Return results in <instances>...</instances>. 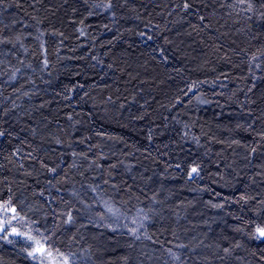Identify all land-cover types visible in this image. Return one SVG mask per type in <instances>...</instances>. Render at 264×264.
<instances>
[{
	"label": "trees",
	"instance_id": "1",
	"mask_svg": "<svg viewBox=\"0 0 264 264\" xmlns=\"http://www.w3.org/2000/svg\"><path fill=\"white\" fill-rule=\"evenodd\" d=\"M0 41L15 229L71 264H264V0H0Z\"/></svg>",
	"mask_w": 264,
	"mask_h": 264
},
{
	"label": "snow or ice",
	"instance_id": "2",
	"mask_svg": "<svg viewBox=\"0 0 264 264\" xmlns=\"http://www.w3.org/2000/svg\"><path fill=\"white\" fill-rule=\"evenodd\" d=\"M243 2L244 0H241V3ZM189 7L190 5L187 2H185L184 8L188 9ZM0 42H3V41H0ZM191 173H197V167H192ZM190 178H191V174H190ZM0 209H2L5 213L11 211L13 213V218L14 219L18 218L16 214V209L14 207H10L9 203L0 205ZM5 222L7 224L11 223L10 220H7V217H5L4 221H0V232L5 233L3 238L7 239V236L9 235V233L6 232V229L3 226ZM71 222H72V216H71V213H69L68 219L65 221V223H71ZM10 234L20 236L26 241V248L30 249L27 251V256L30 257L33 261H36L37 264H45V260H47V264H71V258L64 256L58 251H57V255L59 256V260L54 258L53 251H52L54 245L47 244V240L49 238L44 237L43 234H40L41 239H36L30 233L19 232L15 228L12 229V232ZM132 234L135 235V230H132ZM252 238L258 239V240H264V227H261L258 225L255 229V234L253 235ZM46 244H47V247H45ZM224 251L226 255L229 253L228 249H225Z\"/></svg>",
	"mask_w": 264,
	"mask_h": 264
},
{
	"label": "rangeland",
	"instance_id": "3",
	"mask_svg": "<svg viewBox=\"0 0 264 264\" xmlns=\"http://www.w3.org/2000/svg\"><path fill=\"white\" fill-rule=\"evenodd\" d=\"M5 217H7V220H10L11 223L10 224H7L6 222L4 223V227L6 229V232L9 233V235L7 236V239L3 238L5 233L3 232H0V239H2L3 241H10L11 238H12V241L13 239H17V238H22L20 236H16V235H12L10 234L12 232V229L15 228L14 226V218H13V213L11 211L5 213L2 209H0V221H4L5 220ZM18 231V229H16ZM20 232V231H19ZM23 239V238H22ZM11 241V242H12ZM25 241V240H24ZM26 243V242H25ZM54 255V258L59 260V256L57 254H53ZM45 264H47V260H45Z\"/></svg>",
	"mask_w": 264,
	"mask_h": 264
}]
</instances>
